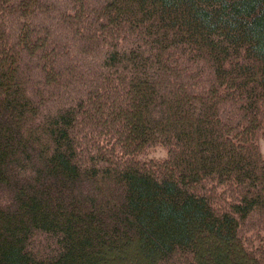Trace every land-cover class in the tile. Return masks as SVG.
Masks as SVG:
<instances>
[{"label":"trees","instance_id":"16d2710c","mask_svg":"<svg viewBox=\"0 0 264 264\" xmlns=\"http://www.w3.org/2000/svg\"><path fill=\"white\" fill-rule=\"evenodd\" d=\"M258 136L264 0H0V264H264Z\"/></svg>","mask_w":264,"mask_h":264},{"label":"rangeland","instance_id":"374dc122","mask_svg":"<svg viewBox=\"0 0 264 264\" xmlns=\"http://www.w3.org/2000/svg\"><path fill=\"white\" fill-rule=\"evenodd\" d=\"M256 142L261 154L264 156V136H258L256 138ZM163 153L164 151L161 146H155L154 148L149 149L148 152H146L145 156H160L163 155Z\"/></svg>","mask_w":264,"mask_h":264}]
</instances>
